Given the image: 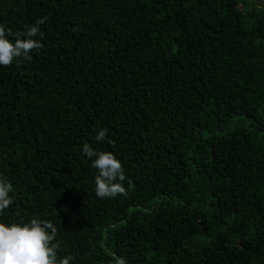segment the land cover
Returning a JSON list of instances; mask_svg holds the SVG:
<instances>
[{"label":"trees","instance_id":"16d2710c","mask_svg":"<svg viewBox=\"0 0 264 264\" xmlns=\"http://www.w3.org/2000/svg\"><path fill=\"white\" fill-rule=\"evenodd\" d=\"M43 17L0 66V223L50 221L70 264H264V5L0 0L13 34ZM85 144L126 198L95 195Z\"/></svg>","mask_w":264,"mask_h":264},{"label":"clouds","instance_id":"9594fccd","mask_svg":"<svg viewBox=\"0 0 264 264\" xmlns=\"http://www.w3.org/2000/svg\"><path fill=\"white\" fill-rule=\"evenodd\" d=\"M47 17L38 18L34 25H26V31L12 33L11 29H5L0 24V66L8 67L14 59H31L33 50L42 48V44L32 39L43 33L40 25L47 22ZM14 35L15 40L10 41L7 36ZM22 37H27L22 39ZM106 130L101 129L97 135V141H104ZM108 143H113L108 141ZM83 155L93 158L92 167L98 170L95 177V195L98 198H116L128 195L123 186L127 178L121 162L111 152H96L85 144L82 149ZM129 180V187H131ZM12 184L4 178H0V214L8 209L13 203ZM57 234V228L50 221L32 219L23 225L12 223L5 225L0 223V264H70L71 256H65L58 260L56 249L58 243H53ZM115 264H127L124 257H116Z\"/></svg>","mask_w":264,"mask_h":264},{"label":"rangeland","instance_id":"374dc122","mask_svg":"<svg viewBox=\"0 0 264 264\" xmlns=\"http://www.w3.org/2000/svg\"><path fill=\"white\" fill-rule=\"evenodd\" d=\"M252 2L255 5L263 6L264 5V0H247Z\"/></svg>","mask_w":264,"mask_h":264},{"label":"water","instance_id":"95a60500","mask_svg":"<svg viewBox=\"0 0 264 264\" xmlns=\"http://www.w3.org/2000/svg\"><path fill=\"white\" fill-rule=\"evenodd\" d=\"M199 225L202 226L204 232H208L207 230L209 229H207V227H205L202 222H200ZM240 245H242V241H240Z\"/></svg>","mask_w":264,"mask_h":264}]
</instances>
